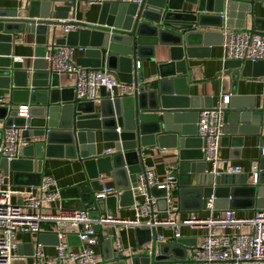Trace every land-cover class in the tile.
Instances as JSON below:
<instances>
[{
	"label": "water",
	"instance_id": "95a60500",
	"mask_svg": "<svg viewBox=\"0 0 264 264\" xmlns=\"http://www.w3.org/2000/svg\"><path fill=\"white\" fill-rule=\"evenodd\" d=\"M18 1L11 9L0 7V97L7 98L5 107L0 108V121L3 127L20 128L21 138L30 141L22 149L20 159L11 162L0 159V169L5 176L8 171L14 172L13 176L32 173L36 162V179L27 185L36 187L41 181L44 159L79 157L92 181L87 183L94 194L101 190L100 176L111 177L114 188L122 190L119 198L93 199L98 213L116 217L117 203L120 207L133 206L131 189L135 188L136 176L144 167V151L157 146L178 152L173 167L178 173V184L182 186L179 191L181 204L187 192L197 198L196 206L190 210L204 211L211 195L216 198V210H235L242 199L249 200L248 208L264 209V158L258 165L260 172L256 184H248L247 175L214 177L206 173L196 122L198 113L211 109L213 103L211 98L190 95L187 66V60L195 59V54L205 52V56H200L208 57L211 41L207 37L210 36L196 30L203 26V21L214 19L221 27L225 13L233 18L237 9L246 13L256 2L264 0H142L139 6L104 2L93 24L73 20L76 2L80 0ZM191 6L195 10L187 9ZM260 23L264 21L255 20L254 27L245 33L264 36V29L256 26ZM65 26H73L76 30L57 37L58 28ZM20 34L33 36L36 45L34 59L27 68L22 61L12 59V47ZM218 37L222 44V35ZM63 45L83 47L84 56L76 60V65L106 68L119 82L133 83L137 88L135 95L109 100L102 88L97 100L76 99L73 88L60 87V76L44 71L42 57L47 48ZM158 46L169 48L170 59L158 65L153 80L145 81L140 60L153 61L154 48ZM257 68L260 69L258 73ZM224 69L232 70L233 83L228 106L223 110L225 123L237 126L232 128L234 134H242V128L247 125L264 127V94L257 106L251 99H243L235 93L240 77L264 78V61H226ZM97 101L99 109L96 112ZM19 105L28 106L27 118L16 117ZM96 130L101 132L103 142L114 144L110 155H97ZM1 141L0 129V145ZM192 151L198 157H191L189 152ZM226 168L224 165L223 171ZM150 192L158 198L157 209L166 210L165 190L153 188ZM95 230L98 232V228ZM136 233L139 246L150 240L149 230L141 228ZM152 235L150 247L144 252L121 258L113 256L109 239L102 241L104 258L97 264H187L186 248L193 245L180 239L160 245L156 243L155 231ZM51 236L57 245L56 235ZM43 237L39 238L40 243ZM72 239L78 241L77 237L68 236L67 242Z\"/></svg>",
	"mask_w": 264,
	"mask_h": 264
},
{
	"label": "built area",
	"instance_id": "2783aa9c",
	"mask_svg": "<svg viewBox=\"0 0 264 264\" xmlns=\"http://www.w3.org/2000/svg\"><path fill=\"white\" fill-rule=\"evenodd\" d=\"M124 3L139 6L142 0H122ZM85 5H102L103 0H84ZM64 35L75 31L73 26L61 28ZM222 42L223 61L258 62L264 61V36L250 35L245 32L230 31L225 33ZM84 48L74 46H53L47 48L42 59L45 62V72L58 76L66 75L74 81L75 98L83 101H94L103 88L107 98L133 97L137 88L133 83L119 82L106 68H82L73 62L74 52ZM15 62L21 59L12 57ZM230 96L222 95L211 109H203L198 113L196 128L197 136L202 141V160L210 165L206 170L208 175L217 177L221 174L240 175L241 167L226 168L218 172V162L221 140L224 136L225 121L223 110L227 108ZM5 107L4 99L0 97V108ZM28 106L19 105L16 110L17 118H27ZM2 141L0 145V159L7 162L21 158L22 149L26 146L21 138L22 130L15 125L1 128ZM111 150L105 151L110 155ZM264 157V147L261 148ZM258 163L253 162L251 173L253 183L259 176ZM175 176L171 170L166 172L164 181H159L148 168L143 167L136 176V186L132 188L134 195V218L119 220L110 215H101L93 203L85 204L81 210H65L61 207L56 212L43 213V205H53L60 201V189L52 177L44 176L36 187L16 192L7 183V176L0 169V264H18L16 237L19 234H40L42 223H52L58 244L55 246V264H97L94 249L100 247L101 241L109 239L113 256L121 252L119 239L110 233L109 237H99L95 228L104 226L145 228L155 231L166 228L173 231V241L181 239V227L204 228L202 244L195 248L189 256L187 264H244L264 263V209L256 210L252 217L238 218L230 209L216 210V198L211 195L207 200L205 210L193 213L189 218L178 223L173 220H159V210L151 189L165 190L164 199L168 202L175 184ZM101 190L95 192L93 199H106L109 196L119 198L122 190L108 187L100 182ZM13 194H22L23 200L19 204L11 203ZM136 194V195H135ZM140 203L135 202V197ZM219 231V233H216ZM156 234V233H155ZM68 236H75L84 248L72 251L67 242ZM151 236L152 232H151ZM160 237L156 236V239ZM32 259L39 261L43 258L42 244L37 241Z\"/></svg>",
	"mask_w": 264,
	"mask_h": 264
},
{
	"label": "crops",
	"instance_id": "0c3cea01",
	"mask_svg": "<svg viewBox=\"0 0 264 264\" xmlns=\"http://www.w3.org/2000/svg\"><path fill=\"white\" fill-rule=\"evenodd\" d=\"M104 2H122V0H103ZM20 2L18 0H0V7L13 8ZM100 5L88 6L85 5L84 0L76 2V12L74 19L76 22L84 21L88 24H93L97 20V15ZM187 9L195 10L194 6L187 7ZM250 10V12H248ZM223 18V25L218 27V22L214 19H207L203 21V26L197 27L196 30L202 33H207L210 37H207L210 42L208 48V57H201L200 55H206V53L195 54V59L187 60V66L189 68V89L190 95L197 97H208L212 99V105L222 95H231L232 92V70L224 69L223 61V48L220 44L219 34L222 35V42L225 40V33L230 31L245 32V30H251L254 27V21H264V2H256L253 7L248 8L247 12H242L240 9L235 11L233 18L229 17V14L225 13ZM71 18V15L69 16ZM226 19V21H225ZM264 29V24H258ZM255 26V27H256ZM243 27V29H241ZM57 37L65 36L62 29L58 28ZM16 44L12 47V57L21 59L25 68L30 67L32 60L34 59V50L36 45L34 44V38L30 35L20 34ZM221 42V43H222ZM80 47V46H78ZM83 48V47H81ZM206 51V50H205ZM84 51L78 49L74 52L73 62L76 64V60L83 57ZM153 61L147 62L140 60L143 65V77L145 81H150L155 78L157 74L158 65L167 63L170 59V53L168 47H155L153 53ZM257 68V73L259 72ZM250 73V71H249ZM252 73V72H251ZM116 78V77H115ZM30 79V77H28ZM117 79V78H116ZM118 80V79H117ZM119 81V80H118ZM60 87L72 88L74 81L66 75H61L59 78ZM235 93L238 97L243 99H251L253 103L259 106L260 98L264 94V78H255L249 76L247 78L240 77L236 83ZM99 98V94H98ZM7 103V98H3ZM96 112L99 109V101L95 103ZM3 127L0 121V129ZM237 126L225 123V134L221 142V148L219 151L218 162L216 168L218 172H223L224 165L227 168L241 167L243 173L240 175H247L248 184L253 182V175L251 173V165L253 162H259L262 158L261 148L264 147V127L260 128L247 125L242 128V134L232 133V128ZM233 140V141H232ZM30 140H25V142ZM194 141V140H193ZM95 150L97 155H105V151L111 150L113 153L114 144L111 142H103L101 139V132L95 131ZM191 146H196L195 143H191ZM191 157L197 156L196 152L192 151ZM178 152L171 149H159L157 146L152 147L144 151L143 163L144 167L153 172L154 176L159 181H164L166 172L171 170L175 176V184L172 186V193L170 200L166 203V210L163 208L159 211L157 218L159 220H173L178 223L184 219L189 218L193 213L200 211H193L197 204V198L194 194L185 193L184 200L181 204L180 189L178 173L174 169L173 163L177 161ZM203 161V160H202ZM204 162V161H203ZM210 165L206 163V169L209 170ZM36 162L33 164V171L29 174H17L13 176L14 172L8 171L7 183H9L13 190L16 192H22L28 190L27 185L35 181L34 176L36 172ZM44 176L52 177L56 180L58 188L60 189V201L53 205H43V213L56 212L58 207L65 210H81L85 204L93 203L94 191L89 186L87 174L83 168V161L79 157L72 158L71 156H57L54 158L44 159L41 167V178ZM193 175V182L194 185ZM185 181V177L182 178ZM89 181V182H88ZM99 183H103L108 187H114L113 179L111 177L100 176ZM88 182V183H87ZM136 195V194H135ZM22 194H13L11 196L12 204H19L23 200ZM241 201V202H240ZM135 202L140 203V198L135 197ZM256 202V201H255ZM219 205H223L219 203ZM183 206V207H182ZM250 206L249 200L242 199L236 204V209L232 210L234 215L238 218L252 217L256 210H260L254 206L253 209L248 208ZM241 207V208H240ZM98 211V210H97ZM221 211V210H219ZM106 215V213H100ZM116 218L119 220H132L134 218L133 207H120L119 203L116 205ZM181 239L186 240L188 244L193 245L187 249V255L190 256L195 248L199 247L203 242V236L205 234L204 228H189L181 227ZM137 228L133 227H118V226H104L98 229L99 237H109L110 233L119 239L121 252L117 257H126L133 253L144 252L150 247L151 244V232L150 240L143 244L138 245L139 237L136 233ZM55 226L52 223H42L40 227V234H19L16 237V243L18 245L17 254L18 258L15 262L18 264H55L54 258L56 257L55 242L51 235H55ZM157 237V244L171 243L173 242V231L166 228L155 229ZM219 233V231H216ZM42 239V253L43 258L36 261L31 258L30 254L33 253L36 242ZM102 242V241H101ZM70 250L77 251L84 248L78 241L72 239L68 242ZM112 247L113 244H112ZM96 263H99L104 257L102 252V246L95 248ZM113 253V250L111 249ZM250 264V263H244ZM251 264H264V263H251Z\"/></svg>",
	"mask_w": 264,
	"mask_h": 264
}]
</instances>
